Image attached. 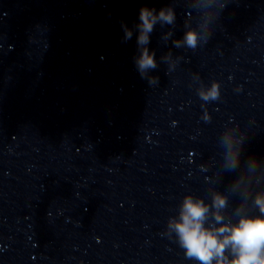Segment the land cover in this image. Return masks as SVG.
<instances>
[{"label":"clouds","instance_id":"obj_1","mask_svg":"<svg viewBox=\"0 0 264 264\" xmlns=\"http://www.w3.org/2000/svg\"><path fill=\"white\" fill-rule=\"evenodd\" d=\"M195 12L192 19L185 20L181 38L173 39L177 14L172 3L157 10L142 6L137 22L130 28L122 22L124 41L137 33V54L133 63L142 79L150 85L158 82L157 76L150 75L158 68L155 51L150 50V36L159 24L172 26L161 39L167 44L171 40L174 48L197 49L206 43L214 30V23L226 6V0H188ZM195 20V26H193ZM182 57H174L169 50L160 57L168 71L175 69ZM198 79V77H196ZM199 97L205 101H215L220 97V85L213 81L209 87L198 88ZM206 120L209 119L205 113ZM246 134L239 125L226 127L219 137L222 149L220 175L234 174L229 182L231 192L239 197V203L232 212L236 219L226 217L229 196L215 186L209 188L210 202L194 194L183 196L178 205L177 215L167 221V235H175L176 242L183 249L187 259L196 264H264V160L250 155L244 157ZM259 214H249V207Z\"/></svg>","mask_w":264,"mask_h":264}]
</instances>
